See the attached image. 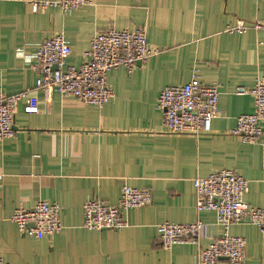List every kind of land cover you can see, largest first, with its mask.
I'll return each instance as SVG.
<instances>
[{
    "label": "crops",
    "instance_id": "1",
    "mask_svg": "<svg viewBox=\"0 0 264 264\" xmlns=\"http://www.w3.org/2000/svg\"><path fill=\"white\" fill-rule=\"evenodd\" d=\"M88 1L71 13L35 14L26 3L0 0V94L29 89L40 102L37 114L21 103L14 137L0 142V258L8 264H195L200 247L224 234L214 212H197L195 178L232 170L249 181L246 202L264 207V135L248 144L232 134L237 118L254 112L253 97L239 89L250 91L264 79V0ZM238 21L263 27L225 32ZM109 28L145 29L159 53L131 73H110L114 97L105 107L54 88L36 90L40 75L30 58L42 42L63 34L72 49L67 64L80 67L94 36ZM196 72L204 84L218 85L221 115L210 134H170L159 96ZM124 185L151 192V205L129 211L121 231L85 229L84 205L96 199L115 205ZM40 201L62 207L64 229L36 240L22 235L11 217ZM197 221L205 225L198 245L163 247L160 224ZM230 234L246 239L245 264H264L259 228L234 224Z\"/></svg>",
    "mask_w": 264,
    "mask_h": 264
},
{
    "label": "built area",
    "instance_id": "2",
    "mask_svg": "<svg viewBox=\"0 0 264 264\" xmlns=\"http://www.w3.org/2000/svg\"><path fill=\"white\" fill-rule=\"evenodd\" d=\"M3 1L26 3L35 14L52 8L71 13L90 5L88 0ZM262 27L261 23L250 25L238 21L227 27L225 32L243 35L251 29ZM158 53L159 50L149 44L145 29L118 31L109 28L94 36L80 67L67 64L72 49L63 34L42 42L30 61L40 75L36 90L54 88L63 97H72L84 105L103 108L114 97V89L108 82L110 73L121 68L131 73L138 63H144ZM30 93L28 89L10 96L0 94V142L14 137V124L21 103L25 104L28 114L40 112L39 99ZM238 93L253 97L254 112L239 116L232 134L245 143L256 144L264 135V79L257 80L252 90L242 88ZM219 102L218 85L204 84L196 72L191 81L183 86L165 87L157 106L168 133L199 137L211 133L213 121L221 115ZM193 185L197 212H214L217 224L224 229L221 237L200 247L195 264H218L221 259H227L230 264H245L247 241L231 235V226L249 222L259 228L264 236V207H253L245 200L249 181L232 170H219L206 177L195 178ZM151 203V192L124 185L117 204L96 199L84 205L83 227L90 231H121L129 226L126 218L129 211L147 207ZM61 213L59 204L40 201L32 208H17L11 222L22 235L43 240L64 229ZM204 232L205 225L201 221L191 224L167 222L158 226L159 240L167 250L180 245H198ZM0 264L8 263L0 258Z\"/></svg>",
    "mask_w": 264,
    "mask_h": 264
},
{
    "label": "water",
    "instance_id": "3",
    "mask_svg": "<svg viewBox=\"0 0 264 264\" xmlns=\"http://www.w3.org/2000/svg\"><path fill=\"white\" fill-rule=\"evenodd\" d=\"M54 69H56V67Z\"/></svg>",
    "mask_w": 264,
    "mask_h": 264
}]
</instances>
